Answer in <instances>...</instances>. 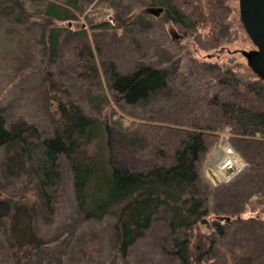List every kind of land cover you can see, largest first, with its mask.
I'll return each instance as SVG.
<instances>
[{
	"label": "rangeland",
	"instance_id": "1",
	"mask_svg": "<svg viewBox=\"0 0 264 264\" xmlns=\"http://www.w3.org/2000/svg\"><path fill=\"white\" fill-rule=\"evenodd\" d=\"M25 1L27 14L35 16L42 8H38L39 0ZM65 1L71 2L74 12L78 11L80 0ZM150 1L93 0L84 4L82 12L70 23L71 33L59 36L55 50L42 39V24L15 15L6 1L0 0V111L8 127L26 122L37 126L43 137H49L54 127L55 97L70 99L87 116L107 123L108 155L113 164L138 171L169 164V160L152 159L150 150L155 145L172 153L184 136L182 129H213L214 132L207 134L211 151L197 164L200 182L196 194L204 200L212 217H223L219 221L224 233L213 236L212 257L203 264H230L232 255H239L243 250L254 254L255 264H264V244L247 245L251 236H255V226L260 227L249 219L262 223L264 204L251 210L256 205L255 198L251 199L241 221L228 223L225 218L228 217L226 185L247 166L242 153L237 151L242 148L248 160L255 159V155L253 148L244 150L236 142L235 133L239 129L222 117L218 105L234 102L256 111L264 108L243 86L237 88L235 96L219 82L228 70L238 74L244 83L256 78L240 54L255 47L241 25L238 0H203L205 24L193 27L189 23L181 26L169 20L165 13L155 15L153 10L159 6L150 5ZM173 1L187 15L186 9L198 4ZM76 30L85 34H76L73 32ZM83 41L96 44L99 49L95 50L96 59L113 60L121 73L126 74L141 64L165 69L166 87L146 101L128 105L120 100L115 104L108 90L89 86L78 77L75 48ZM228 149L236 163L242 165L225 176L219 173V167L228 157ZM92 151L94 145L88 153ZM0 160L4 165L3 151ZM58 163L62 176L61 199L52 216L44 212L35 188L28 187L17 170L8 164L0 166V196L16 199L25 196L37 203L36 238L48 241L74 228L73 250L70 249L66 259L58 257L55 264H180L163 241L165 224L160 216L130 248L124 260L111 256L109 241L114 216L86 220L77 209L70 164L63 155L59 156ZM209 170L218 176V184L210 177ZM262 230L264 233V227ZM4 232L0 222V234ZM0 242L4 244L6 239ZM79 247H83L85 255L79 254Z\"/></svg>",
	"mask_w": 264,
	"mask_h": 264
},
{
	"label": "trees",
	"instance_id": "2",
	"mask_svg": "<svg viewBox=\"0 0 264 264\" xmlns=\"http://www.w3.org/2000/svg\"><path fill=\"white\" fill-rule=\"evenodd\" d=\"M5 1L15 15L42 24V39L56 50L59 36L71 33V21L79 16L84 4L93 0H80L77 13L69 1L39 0L38 8H42L35 16L26 13L25 0ZM186 1L198 2L186 9L188 15L173 0H151L150 5L159 6L160 13H165L169 20L181 26L205 24L203 0ZM73 32L85 34L81 30ZM95 50L99 51L98 46L86 41L75 48L78 77L89 86L108 90L115 104L120 100L128 105L146 101L166 87L168 72L165 69L141 64L124 74L118 71L113 60L98 61ZM219 82L235 96L237 88L243 86L264 105V81L257 77L244 83L238 74L228 70ZM54 100V127L49 137H43L37 126L26 122L8 127L0 111V152L3 151L4 155V165L0 162V166H12L28 187L35 188L44 212L52 216L60 202L62 176L58 159L63 155L73 173L78 211L86 220H100L109 214L115 218L109 241L111 256L124 260L130 248L160 216L165 224L163 241L180 264H203L211 258L215 246L213 236L224 233V226L219 221L223 217L210 215L204 200L197 196L196 188L200 182L197 164L211 151L207 134L214 132L213 129H182L184 136L172 153L167 148L162 150L159 146H152L151 158L169 160V164L153 165L146 171L120 168L108 155L107 123L87 116L70 99L55 97ZM218 107L222 117L239 129L235 133L239 146L244 150L253 148L255 155V159L248 160L242 148L238 149L247 166L226 185L228 192L224 198H228V217L225 218L228 223L239 222L251 199L256 200L251 210L264 204V108L256 111L234 102H223ZM92 145L94 151L88 153ZM37 210V203L28 197L0 196V212L3 213L0 222L5 231L0 234V240L6 239L4 244L0 242V264L34 261L55 264L58 257L66 259L70 249L73 250L74 228L48 241L36 238ZM249 222L260 227L255 226V236H251L247 245L264 244V221L249 219ZM78 252L86 254L83 247H79ZM253 256L243 250L239 255H232L230 264H255Z\"/></svg>",
	"mask_w": 264,
	"mask_h": 264
},
{
	"label": "water",
	"instance_id": "3",
	"mask_svg": "<svg viewBox=\"0 0 264 264\" xmlns=\"http://www.w3.org/2000/svg\"><path fill=\"white\" fill-rule=\"evenodd\" d=\"M238 3L241 25L255 47L254 50L240 51V54L257 79L264 81V0H238ZM160 12L161 8L153 10L155 15ZM233 171L232 168H228V173ZM209 175L218 184L219 181L211 171Z\"/></svg>",
	"mask_w": 264,
	"mask_h": 264
},
{
	"label": "built area",
	"instance_id": "4",
	"mask_svg": "<svg viewBox=\"0 0 264 264\" xmlns=\"http://www.w3.org/2000/svg\"><path fill=\"white\" fill-rule=\"evenodd\" d=\"M227 153H231V150L228 149V152ZM230 165H231V163L229 161H226L221 168L228 167Z\"/></svg>",
	"mask_w": 264,
	"mask_h": 264
},
{
	"label": "bare ground",
	"instance_id": "5",
	"mask_svg": "<svg viewBox=\"0 0 264 264\" xmlns=\"http://www.w3.org/2000/svg\"><path fill=\"white\" fill-rule=\"evenodd\" d=\"M224 152V151H223ZM219 154H221V153H219ZM225 156V155H224ZM238 165V164H237ZM224 174V173H223Z\"/></svg>",
	"mask_w": 264,
	"mask_h": 264
}]
</instances>
